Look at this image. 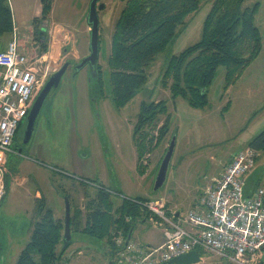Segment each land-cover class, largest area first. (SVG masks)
I'll list each match as a JSON object with an SVG mask.
<instances>
[{"label": "rangeland", "instance_id": "1", "mask_svg": "<svg viewBox=\"0 0 264 264\" xmlns=\"http://www.w3.org/2000/svg\"><path fill=\"white\" fill-rule=\"evenodd\" d=\"M211 1L200 0L199 8L186 16L187 24L179 28L173 40L147 68L145 85L120 108L113 105L110 97L105 59L109 53L114 21L124 0L97 2L104 5L97 10L102 41L97 62L101 67L103 92L100 93L97 88L90 90L92 83L88 81L91 74L88 67L73 74L68 68L58 87L51 89L47 95L27 147L7 157L6 171L0 173V195L3 176L6 185L0 202V264H15L19 252L29 240L30 224L37 218L36 202L41 197L54 210L55 217L63 218L65 203L62 192L68 193L72 209L79 207L83 210L76 196L82 178L107 180L104 185L118 188L117 182H114L117 180L120 184L118 190L124 196H163L169 202L167 207L170 210L178 208L184 212L189 209L198 191L223 169L229 158L248 146L264 129V46L224 94V68H217L207 88L209 103L204 108L191 107L182 97L171 98L169 91L160 85L168 57L200 39L202 23ZM89 3L90 0L53 1L52 23L68 30L69 39L63 44L68 52L66 49L63 52L61 47L60 55V51L56 50L53 56L46 54L41 59L39 55L45 52L39 53V43L35 41L33 32L31 39L19 35L23 48L32 57L37 56V61L33 58L30 66L37 72V77L42 78V86L64 61L71 59L75 62L88 53L89 25L86 18ZM255 3L259 7L254 22L264 42V0H245L242 6L251 7ZM47 43H50L49 40ZM160 99L166 100L171 127L165 139L146 159L148 165L141 173L137 169L132 127L141 102ZM163 119L161 117L157 126L162 124ZM153 133L156 134L155 131ZM172 136L175 144L165 182L156 193H152L159 162ZM254 176L264 184V150L259 151ZM88 191L93 193L94 187L90 186ZM114 198L119 201L120 196ZM160 234L148 216L147 220L136 223L130 238L145 244L158 239ZM71 239L73 243L67 253L76 250V254L69 264L108 262L112 252L110 246L81 232L73 231ZM196 264L228 263L214 254L201 251Z\"/></svg>", "mask_w": 264, "mask_h": 264}, {"label": "trees", "instance_id": "2", "mask_svg": "<svg viewBox=\"0 0 264 264\" xmlns=\"http://www.w3.org/2000/svg\"><path fill=\"white\" fill-rule=\"evenodd\" d=\"M53 1L40 0L41 13L33 19V37L39 43V53L47 49L44 23L48 21ZM244 2L212 0L202 23L200 39L168 57L160 85L169 91L171 98L182 97L189 106L204 108L209 103L207 88L218 67L224 68V94L259 55L263 38L254 22L259 5L255 3L251 7H243ZM199 5L200 0H124L114 21L109 53L105 59L109 71L110 97L116 108L123 107L145 85L147 68L169 45L179 28L187 24L186 16L197 10ZM13 27L8 2L0 0V50L4 49L3 40L12 36ZM100 42L99 33V49ZM89 78L92 83L90 90L97 88L102 93L101 67L98 63L96 75ZM161 117H164L163 122L157 126ZM170 123L166 100L141 102L132 127L137 169L141 173L146 167L142 165V158L145 154H151L165 139ZM248 145L257 151L264 150V129ZM3 182L0 202L6 188L5 176ZM91 183L97 185H94L93 193L88 191ZM79 184L85 198L83 210L79 207L72 209L68 193H61L69 200L70 231L81 232L110 246L112 252L109 260H112L116 233L120 231L126 239L131 227L135 228L138 221L147 220L149 214L139 209L129 198L122 197L115 201L116 195L110 192L113 190L99 181L82 178ZM255 184L249 177L245 193L249 194ZM35 212L37 218L30 224L29 240L19 252L15 264H69L76 250L67 253L72 239L63 245L64 217H55L53 209L46 205L42 197L36 202Z\"/></svg>", "mask_w": 264, "mask_h": 264}, {"label": "built area", "instance_id": "3", "mask_svg": "<svg viewBox=\"0 0 264 264\" xmlns=\"http://www.w3.org/2000/svg\"><path fill=\"white\" fill-rule=\"evenodd\" d=\"M58 26L52 20L44 23L46 40L50 43L45 53L39 55L41 59L46 54L53 56V51H60L61 47L65 52L63 44L67 43L69 32ZM29 53L14 31L5 49L0 50V173L6 171L7 157L17 154L13 139L43 82L30 66L37 56ZM149 155L145 154L142 164L148 165ZM258 156L259 151L249 145L232 155L222 172L212 176L199 190L194 207L178 211L177 216L167 207L163 196L137 199L110 191L120 198H129L148 212L163 238L158 245L141 244L131 238L126 241L118 231L111 264H159L190 250L214 254L228 264H262L264 184L245 193L247 177Z\"/></svg>", "mask_w": 264, "mask_h": 264}, {"label": "water", "instance_id": "4", "mask_svg": "<svg viewBox=\"0 0 264 264\" xmlns=\"http://www.w3.org/2000/svg\"><path fill=\"white\" fill-rule=\"evenodd\" d=\"M99 0H90L88 12H87V24L89 25V43H88V54L84 56L75 66L74 73L78 72L84 66H88L91 74L89 77H94L96 75V62L99 56V19H98V9L104 7L103 4H98ZM69 62L64 61L62 65L54 71L47 81L44 83L38 94L35 96L24 122V138L23 141L26 142L32 135L35 128L36 120L40 112L41 106L51 91L58 87L61 77L67 70ZM174 136H172L168 142L166 150L159 162L155 179L151 187V192L156 193L159 188H161L165 182L167 176V170L169 162L174 149ZM20 152V150L18 151ZM101 184V183H100ZM64 228L62 241L63 245H66L71 241V231H70V205L69 200L64 196ZM178 211L174 212V216H177ZM134 227L129 230L126 241L131 237ZM200 260V252L198 250H190L186 253L180 254L176 257L171 258L168 261L161 262L159 264H196ZM112 260H108L106 264H111ZM262 264H264V255L262 259Z\"/></svg>", "mask_w": 264, "mask_h": 264}, {"label": "crops", "instance_id": "5", "mask_svg": "<svg viewBox=\"0 0 264 264\" xmlns=\"http://www.w3.org/2000/svg\"><path fill=\"white\" fill-rule=\"evenodd\" d=\"M7 2H8V5L10 7V10H11L12 22H13V26H14L13 27V31L16 33V35L18 36V38H19V35H22L26 39H29V38L31 39V34L33 32V26H34L33 19L35 17L39 16L40 13H41V3H40V0H7ZM52 9H53V6H52ZM48 20L49 21L53 20L52 19V12H50L49 17H48ZM10 39H11V36L10 37H7L6 39L3 40L4 41V43H3L4 49L6 47L7 42ZM21 41H23V40H21ZM263 46H264V42L262 41V48H263ZM252 89H253V87H252ZM252 93H253V91H252ZM222 170L223 169H221V171L217 175H214V176H218L222 172ZM254 172H255V166H254L252 172L247 177V179L249 177H252V179L256 183L255 184V187H256L258 185H261V182L259 180H257V178L254 176ZM99 182L101 184H103V185H104V182L105 183H108L107 180H103V179H101ZM114 182H117L115 184H117V186H119L118 188H116V186H114V187H108L106 185H104V186L108 187V189H110V190L112 189V190H115L117 192L119 191L120 193H122L121 190H118L120 188V184L118 183V181L117 180H114ZM90 186L91 187H94L93 185H90ZM198 193H199V191H198ZM76 196L80 200L81 206H83L82 205L83 204V201L82 200L85 199V198L83 197V191H82L81 185L79 186V190L76 193ZM197 196L198 195H196V197L194 198V200H192V203L190 204L189 209L192 208V207H194V205L196 203V200H197ZM40 197H41V195H40ZM167 204H169V202ZM174 211H180V210L178 208H176V209H174ZM53 212H54V210H53ZM146 242H147V244L158 245V244H160L162 242V236L160 234V237L158 239H153V240H149V241H146Z\"/></svg>", "mask_w": 264, "mask_h": 264}, {"label": "flooded vegetation", "instance_id": "6", "mask_svg": "<svg viewBox=\"0 0 264 264\" xmlns=\"http://www.w3.org/2000/svg\"><path fill=\"white\" fill-rule=\"evenodd\" d=\"M88 53H86L85 55H83L82 57H80L77 61H72L71 59H68V60H66V61H68L69 62V64H68V67H67V69L68 68H70V71H71V73L73 74L74 73V66L84 57V56H86ZM96 63H98V62H96ZM87 65L86 66H84L83 68H86L87 69ZM82 69V68H81ZM77 73V72H76ZM89 76H88V81H89ZM47 81V80H46ZM39 92V91H38ZM38 92H37V94H38ZM36 94V95H37ZM35 95V96H36ZM47 98V97H46ZM46 98H45V100H46ZM45 100H44V102H45ZM43 102V103H44ZM42 107H43V104H42V106H41V109H42ZM41 109H40V111H41ZM40 113V112H39ZM39 115V114H38ZM25 118H26V116L23 118V120L21 121V123L19 124L20 125V127H19V131H18V134L16 135V138H14L13 139V147H14V149L16 150V151H19L20 150V152H21V150H24L26 147H27V144L29 143V141H30V139H31V137H32V135H31V137L29 138V140L28 141H26V142H24L23 141V138H24V122H25ZM34 131V130H33ZM19 134H20V136H19ZM32 134H33V132H32ZM22 135V136H21ZM18 141H20V142H18ZM20 152H18V153H20Z\"/></svg>", "mask_w": 264, "mask_h": 264}]
</instances>
